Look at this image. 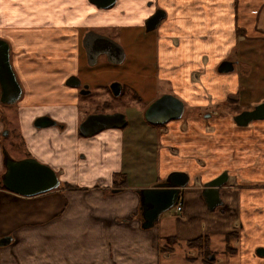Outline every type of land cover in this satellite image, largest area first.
Segmentation results:
<instances>
[{"label": "crops", "instance_id": "0c3cea01", "mask_svg": "<svg viewBox=\"0 0 264 264\" xmlns=\"http://www.w3.org/2000/svg\"><path fill=\"white\" fill-rule=\"evenodd\" d=\"M157 8L165 16L153 32L152 67L165 83L152 98L177 96L185 116L151 125L143 116L151 98L133 125L79 141L78 96L65 80L84 59L83 33L131 37ZM0 39L23 89L13 112L24 149L14 154L3 144L1 118L0 240L10 241L0 245V264H264V120L233 121L264 100L252 97L264 83V0H115L108 8L89 0H0ZM223 61L233 70L218 72ZM44 114L55 123L34 126ZM5 153L48 165L59 186L33 196L6 190ZM172 172L188 177L181 210L143 228L137 190ZM223 172L227 183L211 209L204 185ZM164 236L176 238L175 250L160 252ZM196 238L207 240L213 260L184 249Z\"/></svg>", "mask_w": 264, "mask_h": 264}, {"label": "water", "instance_id": "95a60500", "mask_svg": "<svg viewBox=\"0 0 264 264\" xmlns=\"http://www.w3.org/2000/svg\"><path fill=\"white\" fill-rule=\"evenodd\" d=\"M98 8H108L115 0H89ZM163 10L158 9L151 14L144 22L145 30L152 31L164 18ZM104 43L110 46L113 54L118 58L108 59L111 63H121L125 56L123 48L113 39L99 34L93 30L87 31L82 38V46L86 53V60L89 66L97 62V55L104 53L102 50L95 52L97 43ZM218 72L226 73L233 70L230 61H223L217 68ZM74 78V77H72ZM77 85V83H75ZM84 88H87L85 86ZM110 90L113 96H119L122 92V85L119 82H112ZM89 93V90L80 92L82 95ZM21 96V87L10 63L9 45L5 40L0 39V102L10 104L17 101ZM184 109L183 102L172 94H162L156 98L144 111V119L152 125H163L170 120L181 117ZM264 119V101L255 105L252 110H244L233 116V121L238 126H246L251 120ZM55 123L47 116L35 119L34 126L48 127ZM125 125V117L121 113H98L86 116L79 124V132L83 136H92L103 129L120 128ZM5 172L2 175V186L15 194L22 196H33L41 194L59 186L55 171L32 157L15 160L7 153L4 154ZM188 182L186 174L172 172L168 177L155 184L151 188L137 190L140 197L139 214L143 228H150L158 220L159 216L170 209L176 202L179 189ZM227 182L225 172L210 180L204 185L203 194L209 208L219 204V188ZM114 192L118 190H113ZM10 238H2L0 245H5Z\"/></svg>", "mask_w": 264, "mask_h": 264}, {"label": "rangeland", "instance_id": "374dc122", "mask_svg": "<svg viewBox=\"0 0 264 264\" xmlns=\"http://www.w3.org/2000/svg\"><path fill=\"white\" fill-rule=\"evenodd\" d=\"M40 6L38 4H34L32 6L33 9H37ZM45 10L47 11V6H44ZM44 13V12H43ZM100 32H104L101 30ZM141 34H139L136 38L133 36L129 37L126 33L123 37L119 38V43L123 46L127 60L124 64L121 65H111L105 62L103 59H100L98 64L94 67L87 66L85 60H81L78 70L80 72V76L88 79L90 75H93L90 81V89L91 93L85 97H76L78 102L77 107L79 111V119L82 120L88 115L96 114V113H121L125 117V121H128V126L133 125L134 119L137 116V111L152 98L153 91L149 90L145 85V78L142 79L146 75L148 76V71L146 70L145 73L141 72L137 69V63L139 62H146L149 65H153L154 60V52H153V41H154V34L150 32L145 34L141 30ZM109 34L111 37H115V35L111 32H105ZM104 33V34H105ZM143 37L144 39L140 38ZM136 47H140L138 50ZM144 49V50H143ZM136 52H140L143 55L137 56ZM256 70L262 68V64L257 61L255 67ZM259 72V71H258ZM151 76L152 72L149 74ZM258 77V75H257ZM261 79V78H259ZM110 82H119L123 86V91L119 96H113L108 91L107 84ZM144 83V84H143ZM260 87L253 91L252 97L256 94L264 95V83L261 82ZM161 88H164L163 83H159ZM18 102V100L16 101ZM11 103L12 105L1 103L0 102V119L5 122L4 127L2 128L3 136L2 141L3 144L8 147V149L13 152L14 154H23L24 149L21 144L20 138V130L19 124L17 121V116L14 115L13 111L17 110V103ZM106 102L107 104H103ZM185 116V114H183ZM122 128V127H121ZM79 129L76 128L77 132ZM119 129V128H118ZM113 129H105L97 132L95 135L98 134H106L108 132H112ZM94 136V135H93ZM93 137H84L81 136L79 139L85 141L84 139H90ZM83 142H77V145L86 148V144H82ZM82 144V145H81ZM175 206H172L170 209L167 210V214L173 213L175 214L174 210ZM166 212V211H165ZM192 251H190V255H192ZM162 262V261H161Z\"/></svg>", "mask_w": 264, "mask_h": 264}, {"label": "flooded vegetation", "instance_id": "af4514ba", "mask_svg": "<svg viewBox=\"0 0 264 264\" xmlns=\"http://www.w3.org/2000/svg\"><path fill=\"white\" fill-rule=\"evenodd\" d=\"M159 8H157V9H155L154 10V12L156 11V10H158ZM154 12H152L151 14H153ZM150 14V15H151ZM160 23V22H159ZM158 26V25H157ZM157 26H156V28H157ZM156 28L154 29V30H152V31H146L145 30V25L143 24L142 25V27L140 28H137V29H135L134 30V36H133V38H136L139 34H141L142 32H141V30L145 33V34H148V33H150V32H154L155 30H156ZM95 32H97V33H99V34H102V35H105V36H107V37H109V38H111V39H113L114 41H116L118 44H120L119 43V41L115 38V37H111L109 34H104L103 32H99V31H95ZM85 33V32H84ZM84 33H83V35H84ZM83 37V36H82ZM140 38H142V39H144L143 37H140ZM121 45V44H120ZM80 46H81V48H82V55H83V58H84V60H85V62L87 63V60H86V53H85V50H84V48H83V46H82V39H81V42H80ZM95 46V52H98V51H100V50H102L104 53H100V54H98L97 55V57H96V59H97V62H96V64L94 65V66H96L97 64H98V62H99V60L100 59H103L105 62H107L108 64H111V65H121V64H124L125 62H126V60H127V56H126V53H125V50H124V48H123V46L121 45V47L123 48V51H124V53H125V56H124V58H123V61L121 62V63H111V62H109L108 61V59H112L113 60V58H118V56L116 55V54H113V50H112V48L110 47V46H108V45H106V44H104V43H97L96 45H94ZM138 50L140 49V47H136ZM136 55L137 56H142L143 54L142 53H140V52H136ZM87 66H89L88 64H87ZM94 66H89V67H94ZM137 69L141 72V74L143 73V69H142V67H144L147 71H148V76L146 75L145 77H143L142 79L144 80V78H145V85H144V87H147L150 91L152 90L153 92H155V90H156V87L159 85V83H165V82H161V81H159L158 79H156L155 78V76H154V70H153V67L151 66V65H149V63H146V64H144V63H142V62H139V63H137ZM152 72V75L153 76H151V75H149L150 73ZM145 73V72H144ZM72 77H74V78H72ZM88 79H86V78H84V77H81L80 76V72H79V70H77V72H76V74H74V76H70V77H68V79L67 80H65L66 81V83H68V84H70V88H73L74 90H76V93H77V96H79V97H85V96H83V95H81L80 94V92L81 91H85V90H89L90 91V93H91V89H90V81H88L89 79H92L93 78V75H90L89 77H87ZM75 83H77V85L75 84ZM112 82H110L109 84H107V88H108V91L110 92V94L112 95V92H111V90H110V84H111ZM144 84V83H143ZM85 86H87V88H84ZM159 87H161L160 85L158 86V89H159ZM162 89H164V88H162ZM122 91H123V86H122ZM90 93L89 94H87L86 96H88V95H90ZM122 93V92H121ZM165 93H168L167 91H163V92H160V93H158L157 95H155V97L154 98H152L149 102H148V104H151L156 98H158L159 96H161L162 94H165ZM23 95V89H22V92H21V96ZM121 95V94H120ZM262 101H264V100H262ZM262 101H260V102H262ZM260 102H258V103H255V104H247V108H245V109H243V110H241V111H239L237 114H239L240 112H242V111H244V110H252L253 109V107L255 106V105H257V104H259ZM76 104H78V102L76 103ZM103 104H107L106 102H104ZM9 105H12V104H9ZM246 105V104H245ZM101 113H103V112H101ZM111 113H113V112H111ZM210 113H213V112H210ZM237 114H235V115H237ZM43 116H45V114L43 115ZM234 116V115H233ZM84 119V118H83ZM82 119V120H83ZM82 120H79V123L82 121ZM259 120H264V119H257V120H251L247 125H249V124H251V123H253L254 121H259ZM57 125H61V124H57ZM246 125V126H247ZM79 132V131H78Z\"/></svg>", "mask_w": 264, "mask_h": 264}, {"label": "trees", "instance_id": "16d2710c", "mask_svg": "<svg viewBox=\"0 0 264 264\" xmlns=\"http://www.w3.org/2000/svg\"><path fill=\"white\" fill-rule=\"evenodd\" d=\"M123 184H124V180H121V182L117 183V185H123ZM176 248H177V240L174 236H164L163 238H161L160 247H159L161 253L170 252L172 250H175ZM227 248L231 249L230 244L227 245ZM184 249L194 251L195 257L202 255L203 259H206L207 261L212 260L210 259L211 252H209L210 250L208 248L206 239L204 240L203 238H196L191 241H188L184 245Z\"/></svg>", "mask_w": 264, "mask_h": 264}, {"label": "built area", "instance_id": "2783aa9c", "mask_svg": "<svg viewBox=\"0 0 264 264\" xmlns=\"http://www.w3.org/2000/svg\"><path fill=\"white\" fill-rule=\"evenodd\" d=\"M180 209H181L180 205H177V210H180Z\"/></svg>", "mask_w": 264, "mask_h": 264}]
</instances>
